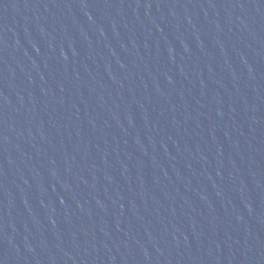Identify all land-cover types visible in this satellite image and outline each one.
Returning <instances> with one entry per match:
<instances>
[{"label": "water", "instance_id": "1", "mask_svg": "<svg viewBox=\"0 0 264 264\" xmlns=\"http://www.w3.org/2000/svg\"><path fill=\"white\" fill-rule=\"evenodd\" d=\"M0 264H264V0H0Z\"/></svg>", "mask_w": 264, "mask_h": 264}]
</instances>
